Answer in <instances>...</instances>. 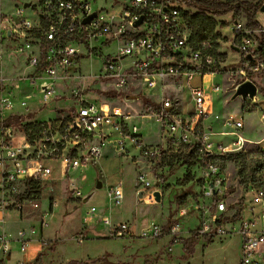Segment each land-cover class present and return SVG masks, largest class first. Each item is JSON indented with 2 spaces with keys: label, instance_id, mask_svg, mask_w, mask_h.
I'll return each instance as SVG.
<instances>
[{
  "label": "built area",
  "instance_id": "obj_1",
  "mask_svg": "<svg viewBox=\"0 0 264 264\" xmlns=\"http://www.w3.org/2000/svg\"><path fill=\"white\" fill-rule=\"evenodd\" d=\"M91 1L39 0L41 7L31 3L30 8L35 11L34 19L25 15L24 5H17V10L11 13H4L0 8V42L2 44L7 38L17 43L22 40L24 43L19 44L18 51L25 55L26 63L23 75L7 77L4 75L3 53L0 51V221L5 220V211L12 206L5 199V189L12 182H24L25 191L29 181L38 184L48 182L46 187L53 190V169L44 164V160L56 157L61 163L63 174L68 175L71 170L99 160L106 127L113 126L122 133V129L127 126L125 122L130 114H125L121 107L107 110L84 96L81 97L79 108L69 109L65 116L44 122L38 132L30 131L27 134L22 128V124L28 122L27 116H11L22 119L8 123L9 117L5 114L13 110L16 104L26 111L30 110L27 98L22 97L23 89L30 85L36 93L43 94L45 106L56 101L58 96L55 95L54 85L57 79L68 77L65 74L81 54L80 47L74 43L81 44L97 35L108 36V39L118 43V47L115 55L104 61V75L115 82V89L139 83L143 91L141 93L149 95L150 91H157L151 95L156 98L149 100L146 110L148 116L155 118L162 126V143L155 148L144 149L148 157L146 166L153 168L158 164L156 159L163 161L164 157L176 153H195L193 161L203 169L204 192L211 198L209 210L211 214L218 213L213 224L203 223L195 233L206 238L222 235L228 233L224 224L231 223L234 226L239 221L240 226L235 230H238L242 239L240 264H264V135L260 140L245 138L243 120L233 115L223 121L229 130L215 132L213 126L207 123L213 109L212 96L203 83L209 74L223 72L230 79L228 86L236 88L240 83L251 80L254 73L264 71V60L258 59L255 52L259 38L264 33V25L254 28L239 20L234 21L233 45L239 50L242 60L239 67L232 68H238V72H230L223 67L225 57L222 46L194 48L190 44V29L183 11L169 0H130L128 4L122 1L121 12L110 14L108 11V15L104 14L103 9L93 11ZM93 12H97V16L84 24L83 20ZM141 17L142 23L136 25ZM34 47L37 49L34 50ZM29 70L32 72L28 73ZM194 77H200L202 82L188 88L194 108L185 112L180 93L185 87L178 80L186 78L190 82ZM220 90L219 84L211 87V91ZM256 98L255 95L247 99L258 104ZM262 117L264 119V112ZM30 135L38 137L31 138ZM218 135L233 139L229 143L213 140ZM19 137L24 138L21 143ZM131 138L136 143L141 140L137 125L133 126ZM249 150L259 151L261 155L256 161L259 165L257 177L248 184L249 192L253 194V204L249 206V216H245L247 194L242 196V204L235 208L225 199L228 190L226 184L232 176L225 160L232 154ZM58 181L61 182V178ZM137 181L140 188L136 193L137 204L160 203L155 195L159 191L156 183H161L160 180L153 183L147 179L146 172L140 171ZM65 190L68 198H85L76 180L70 177ZM25 191L20 199H13L14 207L22 210L26 204L24 201H28L32 207L38 208L41 196L23 197ZM124 195L121 184L110 188V206H121ZM56 202L51 198L50 210L55 208ZM229 208L235 211L228 216L226 212ZM96 212L97 208L92 206L88 212L90 220L100 217L94 216ZM179 212L184 215L187 211L180 209ZM238 213L239 219L234 220ZM101 221L108 226L111 237L130 238L138 229L128 221L113 223L110 215H103ZM178 225L147 223L141 225L140 236L157 239L177 232ZM36 232L35 227L30 231L20 230L17 238L14 237L16 239L1 232L0 264H8L12 258V241H18L21 244L20 251H23ZM84 238L81 232L77 240L82 243ZM30 263L21 260L17 264Z\"/></svg>",
  "mask_w": 264,
  "mask_h": 264
},
{
  "label": "rangeland",
  "instance_id": "obj_2",
  "mask_svg": "<svg viewBox=\"0 0 264 264\" xmlns=\"http://www.w3.org/2000/svg\"><path fill=\"white\" fill-rule=\"evenodd\" d=\"M122 1L123 4H128L130 0H92L91 6L93 11L103 9L104 14L107 11L110 14H117L122 10ZM245 1L263 5L256 13L255 20L264 25V0ZM26 2L41 7L39 0H0V8L5 13H11L17 10V5L23 6ZM32 4L24 6V13L34 19L35 11L30 8ZM172 5H174L173 2ZM235 18L248 25L246 15L243 12L235 11L234 14L230 13L217 18L216 26V31L221 38L222 53L225 57L223 67L230 72H238V68L236 70L232 68L239 67L242 60L239 50L233 45ZM23 43L22 40L18 43L12 42L9 38L4 39L2 44L0 42L5 76L18 77L24 74L26 70L25 55L18 51L19 44ZM74 45L80 47L81 54L65 74L68 77L57 79L54 85L55 95L58 96L56 101L45 106L43 94L36 93L35 88L30 85L22 91V97L27 98L30 110L26 111L24 107L16 104L13 110L6 111L5 114L9 115L12 112L26 114L43 108L32 116L47 122L56 119L60 114L66 115L65 110L69 111L70 108L66 103L73 105L70 109L79 108L81 97L84 96L99 102L102 107L109 109L121 107L125 114L132 115L130 119H126L127 126L122 129V133L113 126L106 127L105 131L108 132V137L102 147L101 159L96 163L71 170L68 175H64L60 161L48 159L47 164L53 169V176L59 175L61 182L59 181L58 189L55 187L54 191H50L51 187H46L43 195L38 199L40 205L38 208L32 207L28 201H24L26 204L22 210L14 207L13 199H20V195L25 191L24 182L14 181L5 189L6 202L12 206L5 211V220L0 221V233L6 232L14 238L18 236L20 230L30 231L32 227H35L37 231L23 251H20L21 244L18 241L11 242L14 252L8 264H17L21 260L31 262L30 264H69L72 261H80L78 264H98V259L106 254L109 255V261L112 264H145L146 261H151L152 264H240L242 239L238 230H235L240 226L239 221H236L234 226L231 223L224 224L228 233L214 235L211 242H207L206 237L199 236L193 252L187 257L184 256V243L187 239L200 229L203 223L213 224L218 218L217 212L211 214L209 210L211 198L204 192L205 181L202 167L198 163L191 166L183 164L181 159L174 161V166L177 169L174 174L170 173L168 161L164 162L161 159H156L158 164L155 167H147L148 157L144 149L157 147L162 139V126L155 118L148 116L146 110V100L154 99L151 96L154 94L153 91L149 92L150 96H145L141 93L143 91L139 88V83L134 84L135 86L115 89V82L104 75V61L108 60V57H113L118 47V43L108 39V36L97 35L89 38L88 41L81 44L74 43ZM124 63L123 66L126 67ZM31 72L32 70H29L28 73ZM208 76L204 78L203 83L205 88L211 92L213 109L207 123L213 126L215 132H222L229 130L223 125V121L232 115L238 116L245 125L243 129L245 138L260 140L264 135V119L262 117L264 92L260 91V88L264 87V72L254 73L251 76V80L258 87L256 93L258 105L254 104L253 100L244 99L241 96L233 98L235 88L228 86L230 79L225 73L219 72ZM178 82L185 87L180 91L184 102V111L190 112L193 110L194 104L191 101L192 95L188 88L198 85L202 79L194 77L188 82L186 78H180ZM216 84L221 85V90L211 91V87ZM76 92L78 93L76 94ZM41 101H43L42 104ZM134 125L139 127V134H142L141 140H138L137 143L135 139L131 138ZM35 137L38 135L33 138ZM231 139L233 137L220 135L213 137V140L225 143L231 142ZM22 141L23 138L19 137V143ZM260 155L261 153L256 150L243 153L241 159L246 162V171L249 167L255 166ZM238 169L237 159L227 161V170L232 172V176L229 177L230 180L226 184L228 190L225 199L235 208L242 204V196L247 194L244 215L249 216L248 209L253 204V194L249 192L248 184L243 182V177L237 175ZM140 171L146 172L147 179L153 183H156V180L161 181L158 185L159 191L162 192L160 203L137 204L135 190L138 185L137 175ZM69 177L76 180L87 201L67 197L65 185L69 181ZM98 182L102 183V187H97ZM119 183L124 185L126 196L125 204L121 205V208L118 206L114 208L117 213L115 221L124 216V208L129 213L133 206L134 210L138 208L141 215L147 213L149 220L156 221L159 225L178 223L177 232L165 234L157 239L141 237L142 224H139L140 226L137 225L138 229L133 237L108 236V226L101 221V218L104 211L107 213L108 190ZM51 198L57 202L54 210L50 213ZM92 206L97 208L94 216L99 215L100 217L90 220L88 212ZM234 208H229L226 214L228 216L233 214ZM180 209H186L187 212L180 215ZM85 221L89 225L101 226L97 230L101 235L88 234L87 237L84 231L79 230ZM130 222L135 224L134 213L131 215ZM91 228L93 230V227ZM81 232H84L83 235H85L82 243L77 240ZM51 243L53 246L48 247V244Z\"/></svg>",
  "mask_w": 264,
  "mask_h": 264
},
{
  "label": "trees",
  "instance_id": "obj_3",
  "mask_svg": "<svg viewBox=\"0 0 264 264\" xmlns=\"http://www.w3.org/2000/svg\"><path fill=\"white\" fill-rule=\"evenodd\" d=\"M174 3L175 7H179L183 11L184 18L190 29V44L194 48L201 47H211L217 48L221 46V38L218 31H216V26L218 24L217 18L227 15L234 14L235 11L243 12L248 21L250 27H260V22L255 20L256 13L259 8L263 6L262 4L254 3L245 0H169ZM235 20H238L235 18ZM234 20V21H235ZM255 52L258 54V59L264 60V33L260 36L258 45L255 47ZM256 61H254L255 63ZM262 71L261 73H263ZM260 91L264 92V87L260 88ZM146 104H150L149 100H146ZM259 104V103H258ZM257 104V105H258ZM21 117H11L7 119L8 123L13 121L19 122ZM44 122H28L22 124V128L28 134L30 131L38 132ZM32 138L33 135H30ZM195 153H176L169 157H164L163 161H168V166L171 174H174L177 169L174 166V161L181 159V163L187 165L194 164ZM242 154H232L226 158V162L229 159L238 160V175L243 177V182L249 184L250 181H255L256 172L259 170V165L256 162L255 166L249 167L248 171L245 170L246 162L241 159ZM53 159H57L56 157ZM236 162V160H235ZM44 164L48 163V160H44ZM237 163V162H236ZM237 165V164H236ZM57 184V183H56ZM55 184V186H57ZM48 182L38 184L37 182H27V189L23 197H33L42 196L45 187ZM240 213H238L233 219H239ZM198 234L194 233L187 241L184 243L185 257L189 256L194 249L195 242L198 238ZM207 242L213 241V237H207ZM174 243V242H173ZM53 246V243L48 247ZM41 254V253H40ZM95 263V261H93ZM80 261H72L69 264H78ZM93 264V263H92ZM145 264H152L151 261H146Z\"/></svg>",
  "mask_w": 264,
  "mask_h": 264
},
{
  "label": "crops",
  "instance_id": "obj_4",
  "mask_svg": "<svg viewBox=\"0 0 264 264\" xmlns=\"http://www.w3.org/2000/svg\"><path fill=\"white\" fill-rule=\"evenodd\" d=\"M2 10V9H1ZM3 11V10H2ZM4 12V11H3ZM5 13V12H4ZM26 69V68H25ZM136 84V83H135ZM129 86H135L134 84H131V85H129ZM128 86V87H129ZM140 88V87H139ZM144 92H146V91H144ZM153 93H157V91H153ZM142 94H145V96H147L146 95V93H142ZM155 97V96H154ZM88 101H91V102H94V103H97L98 105H100V103L99 102H97V101H94V100H91V99H89V98H87V97H85ZM156 98V97H155ZM146 100V99H145ZM148 100V99H147ZM41 104H42V101H41ZM66 105H67V107L69 106L70 108L73 106L71 103H66ZM101 106V105H100ZM104 107V106H103ZM69 108V109H70ZM105 109H107L108 110V108H106V107H104ZM41 109H43V108H38L37 109V111H34V112H29V113H26V114H23V115H25V116H27L28 117V119H27V121L28 122H36V121H38V122H43V121H40V120H38V119H36L35 117H33L32 116V114H35V113H37V112H39ZM68 110V109H67ZM67 110H65V112H67ZM20 113H18V112H12L11 114H9V115H7L9 118L11 117V116H14V115H19ZM67 114V113H66ZM21 115V114H20ZM132 115V114H131ZM130 115V116H131ZM63 116H65L64 114H60L58 117L60 118V117H63ZM57 117V118H58ZM8 118V119H9ZM127 119H130V117L129 118H127ZM107 128H105L104 130H103V132L105 133L104 135L106 136L105 137V139L108 137V132L107 131H105ZM139 132H140V130H139ZM140 136H142V134H139ZM23 138V137H22ZM24 139V138H23ZM105 139H104V141H105ZM162 140V139H161ZM160 140V143L162 142ZM95 141H97L96 140V138H95ZM159 143V142H158ZM103 147V146H102ZM101 156H102V152H101ZM101 159V157L99 158V160ZM98 160V161H99ZM61 173V172H60ZM63 174V173H62ZM59 175H55V177H54V182L52 183V186H53V190H51V191H54V189H55V187L58 189V187L57 186H54L56 183V185H59V177H58ZM119 184H121L122 185V187H123V189H124V197L126 196V189L124 188V185L122 184V183H119ZM118 185V184H117ZM139 185V184H138ZM138 185H137V188H136V190H135V196H136V193H137V191L140 189L139 187H138ZM86 198V197H85ZM84 198V199H85ZM83 199V200H84ZM108 200H109V198H108ZM124 200H125V198H124ZM123 200V203H122V205L123 204H125V201ZM136 202H137V196H136ZM118 207H122V206H118ZM115 206H113V207H111L110 206V203H109V205H108V208H107V213H105V211H104V213H103V215H110V217H111V219H112V221H113V223H118V222H121V221H128V222H130V219H131V215L134 213V216H135V226L136 227H138V226H140L139 224H147V223H156V224H158L156 221H150L149 219L150 218H148L147 217V213H142V215L140 214V212H139V209L138 208H136L135 210H134V207L132 206V208L129 210V213L128 212H126L125 211V208H124V216L123 217H121L120 219H118V221H115L116 220V218H115V216H116V211H115ZM50 209V208H49ZM54 210V209H53ZM53 210H51L50 211V213L53 211ZM138 225V226H137ZM91 227H93V230H91L92 228ZM101 226H99V225H89V223L87 222V221H85L83 224H82V226H81V228L79 229V230H81V231H84L85 232V235H87V237H88V234H93L94 236H100L101 234L99 233V232H97V230L100 228ZM83 232V233H84ZM107 232L109 233V228L107 227ZM108 236H110V234H108ZM44 245H46V244H44ZM43 245V246H44Z\"/></svg>",
  "mask_w": 264,
  "mask_h": 264
},
{
  "label": "water",
  "instance_id": "obj_5",
  "mask_svg": "<svg viewBox=\"0 0 264 264\" xmlns=\"http://www.w3.org/2000/svg\"><path fill=\"white\" fill-rule=\"evenodd\" d=\"M31 5L30 2H26L24 3V6H29ZM264 9V7H263ZM97 16V12H93L91 14H89L84 20L83 23L84 24H88L91 22L92 18ZM143 21V17H141L135 24L139 25L141 24ZM258 91V87L256 85V83L253 80H247L245 82L240 83L236 88H235V93L233 95V98L237 97V96H241L244 99H247L248 97L253 98L256 93ZM157 186L160 184L159 182L156 183ZM97 187H102V183L98 182ZM156 195V199L158 201L161 200V193L160 191H156L155 192ZM85 201H87V198L84 199ZM98 264H112L109 261V255L106 254L105 256H102L98 259ZM114 264V263H113Z\"/></svg>",
  "mask_w": 264,
  "mask_h": 264
},
{
  "label": "bare ground",
  "instance_id": "obj_6",
  "mask_svg": "<svg viewBox=\"0 0 264 264\" xmlns=\"http://www.w3.org/2000/svg\"><path fill=\"white\" fill-rule=\"evenodd\" d=\"M106 14L108 15V11L106 12ZM209 77V76H208Z\"/></svg>",
  "mask_w": 264,
  "mask_h": 264
}]
</instances>
